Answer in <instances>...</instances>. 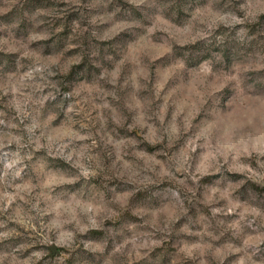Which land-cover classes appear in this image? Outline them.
<instances>
[{
    "label": "rangeland",
    "instance_id": "rangeland-1",
    "mask_svg": "<svg viewBox=\"0 0 264 264\" xmlns=\"http://www.w3.org/2000/svg\"><path fill=\"white\" fill-rule=\"evenodd\" d=\"M0 264H264V0H0Z\"/></svg>",
    "mask_w": 264,
    "mask_h": 264
}]
</instances>
